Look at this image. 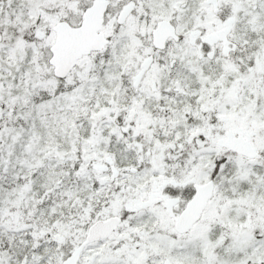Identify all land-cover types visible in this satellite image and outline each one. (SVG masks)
<instances>
[{
    "label": "snow or ice",
    "instance_id": "snow-or-ice-1",
    "mask_svg": "<svg viewBox=\"0 0 264 264\" xmlns=\"http://www.w3.org/2000/svg\"><path fill=\"white\" fill-rule=\"evenodd\" d=\"M0 264H264V0H0Z\"/></svg>",
    "mask_w": 264,
    "mask_h": 264
}]
</instances>
